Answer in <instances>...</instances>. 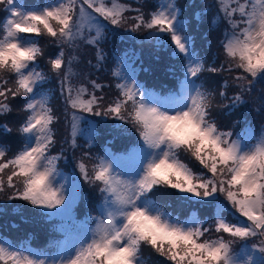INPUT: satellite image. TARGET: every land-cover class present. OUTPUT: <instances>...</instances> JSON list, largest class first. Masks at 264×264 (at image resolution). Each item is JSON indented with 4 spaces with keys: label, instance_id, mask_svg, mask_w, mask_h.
Returning <instances> with one entry per match:
<instances>
[{
    "label": "snow or ice",
    "instance_id": "obj_1",
    "mask_svg": "<svg viewBox=\"0 0 264 264\" xmlns=\"http://www.w3.org/2000/svg\"><path fill=\"white\" fill-rule=\"evenodd\" d=\"M146 7L145 0H53L33 7L0 0L6 13L0 24V116L12 112L17 101L25 113L16 128L22 146L11 154L0 146V199L26 201L43 210L38 215L59 217L57 230L64 236L51 254L0 241V264H147L145 250L164 264H264V130L259 135L251 126L225 130L215 116L221 105L226 115L249 107L264 83V0H216L211 22L225 24L219 65L195 51L177 0H159L147 12ZM136 33L169 45L184 78L167 96L149 92L136 80L125 51L114 56L117 95L109 102L104 89L111 85L76 71L74 63L83 46H91L95 63H87L100 72L107 59L104 43L117 35L135 39ZM41 38L59 49L48 60L68 126L58 149L60 117L43 90L50 77L38 70L45 54ZM206 73L225 76L218 91L206 87ZM261 93L264 105V89ZM88 117L110 119L118 135L135 139L120 155L95 154L97 132ZM12 131L0 125V136ZM82 135L91 151L78 143ZM54 149L59 154H52ZM65 160L99 193L97 215L89 212L83 222L75 219L82 195L60 166ZM161 189L175 190L176 200L186 204L214 206L212 222L166 211L155 199ZM225 212L235 219H226Z\"/></svg>",
    "mask_w": 264,
    "mask_h": 264
},
{
    "label": "trees",
    "instance_id": "obj_2",
    "mask_svg": "<svg viewBox=\"0 0 264 264\" xmlns=\"http://www.w3.org/2000/svg\"><path fill=\"white\" fill-rule=\"evenodd\" d=\"M50 0H24L25 5L29 7L31 5H43L45 2L48 4ZM159 0H145V3L147 7L145 8V11H151L153 10V7L158 4ZM122 2H128L132 3L133 0H122ZM178 6L182 10V19L186 25V31L189 35L193 37V47L195 48V51L199 54V56L206 60L207 63L212 64L215 63V65H219L224 60L223 51L219 44V40L223 36V31L225 28V24L217 21V23L213 24L211 21L216 18V0H177ZM2 10V9H0ZM6 13L2 11L0 15V24L3 23L5 19ZM117 32H123L122 29H117ZM135 36V39H132L131 37L127 35H117L114 37H110L108 41H106L103 45L104 52L107 56V59L104 63L103 72L106 74V78L100 73H96L95 69L91 68V66L88 65V60H92L93 64L95 63V52L94 49L91 46H84V50H82L79 54V60L77 63L78 69L80 73H89L91 79H97L98 83H102L105 85H111V87H106L104 89V95L105 97L109 93V102L115 98L117 95V90L115 89V80L111 76V71L116 67V64L114 62V56H122L125 51L129 53V63H131L132 67H134L137 71V80L140 82L146 89H151L155 91H163L166 92L168 90H177L180 84V81L182 78H184L182 73V65L181 62L177 59L176 56L172 54V48L169 45L164 46H158L155 41L147 40L146 33H136L133 34ZM44 49V56L40 58L38 61L39 68L38 70H42L45 73H47L50 77L49 81L45 83L43 86V90L47 92L49 95L52 96V99L50 101L51 106L53 107L56 114L60 117L58 122L62 121V124L65 125L63 129V134L66 137L68 135V126L67 122L64 119L63 116V110H64V104H63V98L59 95V88H58V82L55 79V76L49 71V64L48 60L49 58H53L59 51V49L51 44H47L46 41L41 38V45ZM209 49V50H208ZM210 50L212 51V54L210 53ZM133 54L136 55L138 58H133ZM167 70H173L176 73L171 74L173 78H175V82L169 81L167 78H159L160 74L163 75L161 72H165ZM156 75V76H155ZM216 74L212 73H206L204 74V82L206 87L209 86V89L213 90H219L221 85L224 82L225 76L222 75H216L219 76V82L217 83L214 79V76ZM155 76V77H154ZM207 76V77H206ZM158 78V79H157ZM206 78H209L210 81L213 82V84L217 87H213L212 85L206 83ZM82 79V77H81ZM231 94V90H230ZM217 101H219V97L217 96ZM22 108V104L17 101V109H16V115L14 118V124L12 126L13 131L6 134L4 136H0V142L4 145L6 149L9 150V154L16 152L21 146V135L16 131V128L20 125L22 122L25 113H23L20 109ZM218 114L222 115L223 118L227 119L230 115H226L224 107L221 105V107H218ZM239 112V110H238ZM8 114V113H7ZM237 115V111L233 112L231 115ZM240 118V123L235 124L231 127L226 126V123L224 124V121L219 118L216 119L218 126L225 130H233L243 132L247 128H244L245 126L242 125L243 123V116L238 114ZM89 119L93 120L95 122V125L97 126L96 132L97 135H100V143L99 147L97 149L98 154H103L106 144L103 142V139H109L116 131L117 129H114L111 127V125L114 123L110 119L101 118V117H88ZM218 118V117H217ZM10 119L9 117L5 115L0 116V125L2 124H9ZM64 122V123H63ZM264 124V118L262 119V122ZM259 123V124H260ZM259 124L257 126H259ZM58 125V124H57ZM56 125L55 132L58 131L59 127ZM9 127V126H8ZM257 132V131H256ZM15 133L17 136H15ZM82 136L78 138V143L83 145L85 142V136H83L84 142H81ZM135 136L132 135V138H129L128 141L134 140ZM125 142L124 145H128L129 142ZM64 142V141H63ZM60 143V145L63 144ZM120 145L117 147H112L116 151H121V149H124L126 146ZM110 148V147H109ZM52 154H59L57 151L53 150ZM99 154V155H100ZM186 162L190 161L189 164L191 167L194 168V170L199 169L198 164L195 162L189 160L187 157L184 158ZM64 161H62V164L60 166L62 167ZM200 170V169H199ZM89 196L92 194H97V199H99V193L98 191L94 190L93 188L88 186ZM87 192H83L85 194ZM179 194V193H178ZM180 195V194H179ZM96 198L91 199L92 201L89 208H86V206L81 205V209H79V213L77 215V219L81 220L85 218L88 213H94L98 212V208L95 207V203L98 202ZM10 201L5 199H0V235L3 238H8L13 243L20 244V245H27L28 243L34 245L38 249H44V251H49L50 248L54 247V241L57 240L60 241L61 236L59 237L58 230L54 231L53 228H51V222L56 219V217H53L52 219H49L46 215L37 213L39 212V209H36L34 206H31L30 208L34 211V213L37 215V221L41 224V227L39 226L38 229L33 228L31 226L21 228L20 230H17V232L9 231L10 228H12L15 225H18L22 221L25 220L24 216L20 215V213H17L10 209L9 203ZM26 202V201H24ZM6 206H8L6 208ZM176 206H180L177 204ZM182 207V206H181ZM187 209V208H185ZM213 210V209H212ZM187 211V210H186ZM186 211H182V213H186ZM202 213V211H201ZM225 215L227 216V212H225ZM199 217L201 219H205L202 216ZM232 218V217H231ZM228 218V219H231ZM234 220V219H231ZM19 222L18 224H16ZM43 225V226H42ZM60 223H58V226ZM15 229V228H14ZM34 229V230H32ZM56 229V228H55ZM39 234V238H37V234ZM215 237L214 234H210ZM209 235V236H210ZM145 260L148 262V264H155L154 261L150 260L149 258L144 257Z\"/></svg>",
    "mask_w": 264,
    "mask_h": 264
},
{
    "label": "rangeland",
    "instance_id": "obj_3",
    "mask_svg": "<svg viewBox=\"0 0 264 264\" xmlns=\"http://www.w3.org/2000/svg\"><path fill=\"white\" fill-rule=\"evenodd\" d=\"M52 2H53V0H50L48 3H52ZM21 3L25 4L24 0H21ZM158 3H159V1H158ZM45 4H46V2L43 5H45ZM34 6H37V5H34ZM40 6H42V5H40ZM27 7H29V5ZM30 7H33V5H31ZM2 11L3 10H0V15H1ZM82 50H84V48H82ZM80 52L78 53V56H79ZM210 53L212 54V51L211 50H210ZM77 63H78V61L74 63V68H75L76 71L80 72L79 69H78ZM96 73H98V72L96 71ZM100 73L106 78V76H105L106 74L103 71H100ZM161 73H163V75L160 74V77L159 78H165V79L167 78L172 83L175 82V78H173L171 76V74H175L176 73L175 71H173V70H171V71L170 70H167V71L161 72ZM182 73H183V71H182ZM136 77H137V71H136ZM214 79H215V81L217 83L219 82V76H216L215 75L214 76ZM136 80H137V78H136ZM207 82H208V84L212 85L213 87H217V86H215L213 84L212 81L209 80V78H206V83ZM208 88H209V86H208ZM262 89H264V83L257 85V88H256L257 95L251 98L252 101H254V103H251L249 107L241 108L239 110V112L237 110V115L236 114L235 115H230L229 117H227V119H225V118H223L222 115H220L221 113L218 114V110L219 109H216V111H215L216 119H218V120H219V118L222 119L224 121V124L226 123V126L231 127V126H233V125L236 124L235 123L236 121H240L242 119V118H240L238 116V114H240L241 116H243V123H242V125L245 126L244 128H248L249 126H251L253 132L255 134L259 135V133L262 130H264V124L263 123H260V122H262V119L264 118V105H261L259 103V97L262 94L261 93V90ZM172 91L169 92V94L172 93ZM149 92H152V91H149ZM158 94H160V92ZM167 95L168 94H166L164 96H167ZM106 98L109 100V93L107 94ZM257 108H260V112H257L256 111ZM16 109H17V102H15L14 105H13V111L10 112V113H8V114H6V116L9 117V119H10L9 124H7L9 126V128H12V126L14 124L13 122H14V118H15V115H16ZM224 110L225 111H228L227 108H225ZM57 124H58L57 126L59 127L58 131L56 132V138L59 141V144L57 145V149H58L60 147V143H62L64 141V137L65 136H64V134H63L62 131H63L65 125L62 124V121L61 122H58ZM258 124H259V126H257ZM95 128H97L96 125H95ZM118 132H119L118 129L116 131H114L113 135L111 137H109L108 140L102 138L103 142L107 145L106 148H105V150H109V151H111L115 155H119V154H116L113 151V148L112 147H114V146L117 147V146H120V145H124V143L127 142L129 138H132V136L127 135V134H125V135H118ZM5 135L6 134H4V136ZM15 136H17L16 133H15ZM83 136L84 135H82L81 142H84ZM100 138H101L100 135H96L95 140L93 142V150H94L95 154H98L97 149H98L99 143L101 141ZM85 139H86V136H85ZM0 146H3L4 147V145L1 142H0ZM124 146H126V145H124ZM83 147H84V150L91 151L90 149H88V146H87V144H85V142L83 143ZM57 149H54V150L57 151ZM103 154H104V152H103ZM103 154H100V155H103ZM66 155H70V152H66ZM77 155H79V153H77ZM189 162L190 161H188V163ZM63 163H66V164H63L62 165V169H63L65 175L68 176L69 178L73 179L74 182H76L77 185L80 188L81 195H82V199H78L77 204H76V207L74 209V215H75V219L77 221L83 222V221H85V219L78 220L76 218L77 215H78V213H79L78 210L82 208L81 207L82 203H83L84 206L87 205L86 208H89L90 207V204H91L90 201H92L91 199H94V198L97 199V194L94 193V189H93V193L94 194H92V195L89 196V191L90 190L88 189V185L83 182L82 178H79L78 170L75 169L73 166H71L66 160ZM72 163L74 164L75 161H73ZM60 164H62V161L60 162ZM197 171H199V169H197ZM84 191L87 192V193L83 194ZM169 193H175V190H172V189H161L159 195L157 197H155L157 203L166 206V208H165L166 211L173 212L175 215L179 216L181 219H186L189 216H191L193 213H195L197 216H199V214H200V216H202L203 218L205 217V219H204L205 221H207L208 223H211L212 222L213 216L215 214V207L214 206L212 208H206V207H200L199 205H196V204H186V203H184L182 201H177L176 200L175 196L179 195L178 193H175V195H169ZM97 201L98 202H96L95 205H94L95 207H97V204L99 203V199H97ZM9 203H10L9 204V207H10L11 210H13V211H15L17 213H20V215L24 216V218H25V220L22 221L21 223L17 222L16 224H18V223L19 224L13 226L12 228H10L9 231H11V232H13V231L17 232V230H20L21 228L28 227V226H31V227L36 228V229H38L39 226L41 227V224L37 221L38 220L37 219V215L30 208L31 206L27 202H24V201H21V200H14V201H10ZM177 204H179L180 206H176ZM7 207L8 206H6V208ZM185 208H187V209H185ZM182 211H186V213H182ZM201 211H202V213H201ZM95 215H97V212H94L93 213V216H95ZM224 215H225V213H224ZM225 218L226 219H228V218L235 219V217H233L232 214L229 213V212H227V216L225 215ZM231 219H229V220H231ZM55 222H58V223L60 222V224H61L60 218L57 217V219L55 220ZM89 227H94V224H90ZM32 230H34V229H32ZM210 234H214V233H210ZM209 237L210 238H215L212 235H210ZM37 238H39V234H37ZM63 238L60 239V241L63 240ZM0 241H7L8 243L12 244L14 247H17V248H20V247H30V248H32V249H34L36 251H44V250H41V249L38 250L37 248H35L34 246L30 245L29 243L26 246H22V245H17L16 246V244L14 245L11 242V240H9L8 238H6V239L3 238L1 235H0ZM53 241H54V244L56 242H58L57 240H53ZM54 251H55L54 247H52V248L49 249L50 254L52 252H54ZM144 257L149 258L150 260L154 261L155 264H158V262H159V264H164L163 258H160V257L155 256L154 254H152L150 252V250H145ZM147 264H148V262H147Z\"/></svg>",
    "mask_w": 264,
    "mask_h": 264
}]
</instances>
